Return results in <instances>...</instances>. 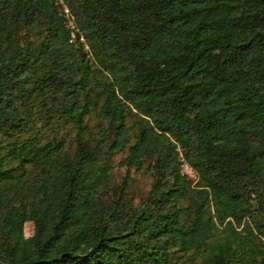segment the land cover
I'll list each match as a JSON object with an SVG mask.
<instances>
[{"label":"trees","instance_id":"16d2710c","mask_svg":"<svg viewBox=\"0 0 264 264\" xmlns=\"http://www.w3.org/2000/svg\"><path fill=\"white\" fill-rule=\"evenodd\" d=\"M63 3L71 44L54 0H0V189L58 169L33 203L0 193V264H264V0ZM97 107L106 153L150 172L138 207L95 197ZM57 117L77 131L67 163L34 129Z\"/></svg>","mask_w":264,"mask_h":264},{"label":"rangeland","instance_id":"374dc122","mask_svg":"<svg viewBox=\"0 0 264 264\" xmlns=\"http://www.w3.org/2000/svg\"><path fill=\"white\" fill-rule=\"evenodd\" d=\"M54 1L60 6V12L63 16L65 25L70 27V30L72 31L71 40L73 43L76 41L75 36L78 33L73 17L71 15L64 16L65 14L62 12V9H65L66 6L64 5L63 0ZM79 43L84 44V39L80 38ZM84 49L87 51L86 46H84ZM97 114L98 107L92 109L91 113L85 118V132L82 136V141H86L89 146H98L96 151V163L91 170L92 178L98 182L95 197L98 201L110 202L114 196L121 191V197L124 202L126 201L128 203V206L130 204L131 207H138V205L145 201L150 190V172L146 169L136 170L135 168L127 169L123 167L121 162L125 158L126 152L115 155H108L106 153V147L111 137H113V134L108 136L104 135V130L107 128V124L101 121ZM132 122L133 120L130 116L127 120V126L130 127ZM52 123L56 128L49 127L48 125H41L42 127L40 126L39 128L35 126V132L37 131L41 134V143H47L49 141L57 143L59 141L63 142L65 146L59 161L61 163H67L74 156L77 131L72 124H60L61 120L58 117L55 118ZM103 137H105V139H103ZM2 141H5V138L3 139L0 137V145L3 144ZM15 172L19 175H25V179L24 177L20 178L21 180L17 182L15 186L6 184L0 189L1 195L6 196L9 200V204L12 206H18L19 204L28 205L39 200L41 192L37 193V189L40 186L48 185L49 179H56L58 175V169L47 175L48 171L43 170L42 166H39L38 168L31 167L24 173L18 169H16ZM182 173L187 175V177L193 182V186L196 184L198 177L186 164L182 166ZM251 189L252 188H250V190ZM251 197H255V194H251ZM253 216L255 217L254 214ZM34 230V223L27 220L22 226V238L24 240L31 239L34 236ZM177 264H199V261L192 256H185L179 258Z\"/></svg>","mask_w":264,"mask_h":264},{"label":"built area","instance_id":"2783aa9c","mask_svg":"<svg viewBox=\"0 0 264 264\" xmlns=\"http://www.w3.org/2000/svg\"><path fill=\"white\" fill-rule=\"evenodd\" d=\"M62 12L65 14L64 16H68L70 15L69 11L65 8V9H62ZM67 27V26H66ZM68 29H70V27H67ZM83 41V40H82ZM70 43H72V40H70Z\"/></svg>","mask_w":264,"mask_h":264}]
</instances>
